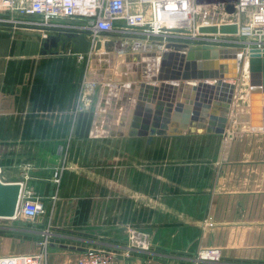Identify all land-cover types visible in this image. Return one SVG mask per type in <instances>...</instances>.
<instances>
[{"label": "crops", "instance_id": "0c3cea01", "mask_svg": "<svg viewBox=\"0 0 264 264\" xmlns=\"http://www.w3.org/2000/svg\"><path fill=\"white\" fill-rule=\"evenodd\" d=\"M29 20L0 11V180L22 184L43 212L0 219V258L76 264L87 249L120 248L130 227L152 251L121 264H264V130L239 128V115L235 125V96L231 139L205 133L221 113L211 99L207 110L196 101L202 128L190 133L191 115L172 112L147 144L128 136L137 91L112 84L115 56L76 54L65 38L45 49L48 38L19 23ZM160 51L136 52L153 76ZM203 250L218 259H198Z\"/></svg>", "mask_w": 264, "mask_h": 264}, {"label": "built area", "instance_id": "2783aa9c", "mask_svg": "<svg viewBox=\"0 0 264 264\" xmlns=\"http://www.w3.org/2000/svg\"><path fill=\"white\" fill-rule=\"evenodd\" d=\"M2 10L30 18L19 23L39 29L46 38L50 29L83 32L90 51L95 41L103 38L132 52L157 48L158 42L168 39L213 46L244 45L246 53L249 49L264 51V0H0ZM231 25L236 26L235 34L199 32L201 28ZM242 78L247 79V74ZM20 185L16 216L34 220L43 212L42 205ZM133 239L134 249L144 248L142 238L136 235ZM115 257L110 249L92 248L85 250L76 264H114ZM218 257L217 250L198 253L201 260ZM41 258V254L9 256L0 258V264H40Z\"/></svg>", "mask_w": 264, "mask_h": 264}, {"label": "water", "instance_id": "95a60500", "mask_svg": "<svg viewBox=\"0 0 264 264\" xmlns=\"http://www.w3.org/2000/svg\"><path fill=\"white\" fill-rule=\"evenodd\" d=\"M228 12H232V8H228ZM49 31L55 35L48 37L44 42L45 49L56 48L61 38H65L73 42L74 53L87 54L90 51V44L83 32L55 29ZM199 32L235 34L236 26L201 28ZM117 48L116 42L103 38L96 40L92 49L94 52L115 54ZM157 48L161 51L158 52L157 74L154 76L142 69V64L140 65L136 56L138 54L121 56V60L130 64L127 70L134 74L131 80L128 79V88L137 91L127 124L129 137L144 138L146 143L150 144L154 136L161 135L158 129L166 128L172 112L176 115L180 112H184L186 116L191 115L189 131L192 133L195 131L194 126L203 127V124L197 123L201 113L196 101L205 102L203 109L207 110L210 108L208 101L214 99L218 101L221 113L219 117L208 118L205 133L208 136L231 139L232 135L227 132L228 115L235 96L234 92L236 93L239 88L243 73L247 74L248 80V126L252 130H264V51L261 53L249 49L246 53L244 45L213 46L182 39L158 42ZM245 60H247L246 68L243 67ZM209 81L214 84H210ZM136 82H139L137 87ZM183 90H189L188 100L183 97L177 98V91ZM175 102L178 104L173 108ZM179 102L191 105V109L187 106L184 110ZM125 120L124 118L120 120V127L125 126L127 122ZM112 133V136L123 135L122 132ZM20 193L19 183H3L0 180L1 220L15 218Z\"/></svg>", "mask_w": 264, "mask_h": 264}, {"label": "rangeland", "instance_id": "374dc122", "mask_svg": "<svg viewBox=\"0 0 264 264\" xmlns=\"http://www.w3.org/2000/svg\"><path fill=\"white\" fill-rule=\"evenodd\" d=\"M226 35V34H223ZM121 49V48H120ZM129 48H123V51L125 54H133L134 52L128 50ZM104 53L103 51H99V52H94L92 49V54L94 53V55L99 54V53ZM106 54V53H104ZM109 55H114V59L111 60L108 59L107 65L111 68V77L110 80L113 84V81L116 83H124V84H129L128 79L131 80V78L133 77L134 74L131 75L130 71H127V66H124V62L122 63L121 61V56H119L117 53L113 54V53H107ZM136 54V52L134 53ZM98 58V55H96ZM95 57V56H94ZM116 78V79H114ZM248 110V80L245 78H241L240 79V85L239 88L237 89L236 93H235V104H234V109H233V121L234 123L237 121V115H240V119L239 122L237 123V126H239V128H247L249 127L248 124H244V119H243V115H246V113ZM240 113V114H239ZM239 117V116H238ZM247 119V118H246ZM240 123V124H239ZM236 125V123H235ZM138 231V230H137ZM136 229L130 228L126 231V234H124V242L122 243V246H120V248H116L115 250H113V252L116 254V261L114 264H121V260L123 261L124 258H128L125 260H131V259H135V258H140L141 260L146 258V255L149 251H152L149 247V245L147 246V248L145 247V243H144V248L141 250L138 249H134V237L137 235ZM130 250L128 253L126 251ZM128 256V257H127Z\"/></svg>", "mask_w": 264, "mask_h": 264}, {"label": "bare ground", "instance_id": "6f19581e", "mask_svg": "<svg viewBox=\"0 0 264 264\" xmlns=\"http://www.w3.org/2000/svg\"><path fill=\"white\" fill-rule=\"evenodd\" d=\"M167 23H172V21H168ZM117 49H118V51L116 52L119 56H124L125 55V53H124V51H123V48H124V45H119L118 46V44H117ZM121 48V49H120ZM136 54H138V53H136ZM132 55H134V53L132 54ZM112 56H114V55H112ZM138 58H139V61H140V65L141 64H143L144 63V65H146L147 63L145 62L149 57H146V56H143V55H141V54H138V55H136ZM113 58V57H112ZM246 64H247V60H245V63H244V68H246ZM146 71H148L147 70V68H146ZM240 114V113H239ZM240 115H239V120L241 121V119H240ZM240 124V123H239ZM244 124H248V122L247 121H244Z\"/></svg>", "mask_w": 264, "mask_h": 264}, {"label": "trees", "instance_id": "16d2710c", "mask_svg": "<svg viewBox=\"0 0 264 264\" xmlns=\"http://www.w3.org/2000/svg\"><path fill=\"white\" fill-rule=\"evenodd\" d=\"M65 40H67V39H65ZM69 40H67V42H68ZM70 45V43H68V45H67V47Z\"/></svg>", "mask_w": 264, "mask_h": 264}]
</instances>
